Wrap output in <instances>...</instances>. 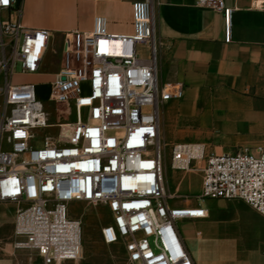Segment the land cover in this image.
<instances>
[{"label": "built area", "instance_id": "built-area-1", "mask_svg": "<svg viewBox=\"0 0 264 264\" xmlns=\"http://www.w3.org/2000/svg\"><path fill=\"white\" fill-rule=\"evenodd\" d=\"M14 2L0 0V11ZM196 3L222 12L230 42L233 8ZM132 12L133 33H109L97 15L91 30L65 34L59 51L49 30L0 20V203L14 206L13 247L35 252L41 264L79 258L82 220L68 207L75 201L107 208L101 239L121 243L126 264H195L178 222L206 218L207 208L175 204L161 140V108L183 88L159 78L153 0H134ZM48 52L60 54L51 110L37 100L35 83L11 82L17 65L20 73L40 72ZM170 146L172 169L200 173L197 198L239 199L264 217L263 144L230 153L202 142Z\"/></svg>", "mask_w": 264, "mask_h": 264}, {"label": "crops", "instance_id": "crops-1", "mask_svg": "<svg viewBox=\"0 0 264 264\" xmlns=\"http://www.w3.org/2000/svg\"><path fill=\"white\" fill-rule=\"evenodd\" d=\"M133 1L17 0L0 20L49 30L59 51L65 34L91 30L97 15L106 17L107 32L133 33ZM196 1L153 0L160 79L183 88L180 99L162 106L164 127L177 142H202L215 153L264 145V0H224L233 8L230 42L222 12ZM137 50L148 54L143 44ZM215 200L226 208L221 215L206 207V218L187 219L191 234L179 227L194 263L264 264V217L242 200ZM237 204L250 220H242Z\"/></svg>", "mask_w": 264, "mask_h": 264}, {"label": "rangeland", "instance_id": "rangeland-1", "mask_svg": "<svg viewBox=\"0 0 264 264\" xmlns=\"http://www.w3.org/2000/svg\"><path fill=\"white\" fill-rule=\"evenodd\" d=\"M56 41V39L54 40ZM53 43V42H52ZM144 52V51H143ZM60 54L51 53L47 57L43 69L37 73H20L19 65L11 77V82L35 83L36 98L41 101L49 110L53 108L49 96L51 92L50 81L54 77V72L59 66ZM159 78L160 74L158 72ZM84 93L87 87H83ZM161 140L166 145L165 151V183L167 189L175 194L177 205L200 204L212 210V216L218 217L226 208L222 207L218 201L211 198H197L200 188V173L197 170L178 171L169 165L170 145L175 142L173 135L167 133L163 124V110L161 108ZM177 142V141H176ZM226 200V199H224ZM69 214L79 217L82 220V250L75 264H126L125 252L121 243L106 245L100 236L102 225L111 220V216L105 206L91 205L83 202H70ZM243 217L242 220H250L244 205H234ZM14 214V206L0 203V264H41L39 256L31 250H17L13 247L11 220ZM181 220L179 227L182 233L191 234L193 227ZM67 264H73L67 262Z\"/></svg>", "mask_w": 264, "mask_h": 264}]
</instances>
